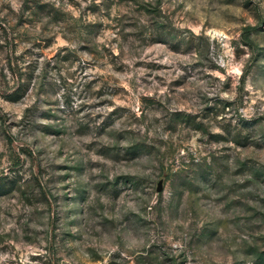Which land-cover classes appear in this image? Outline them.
Listing matches in <instances>:
<instances>
[{"label": "rangeland", "instance_id": "obj_1", "mask_svg": "<svg viewBox=\"0 0 264 264\" xmlns=\"http://www.w3.org/2000/svg\"><path fill=\"white\" fill-rule=\"evenodd\" d=\"M0 264H264V0H0Z\"/></svg>", "mask_w": 264, "mask_h": 264}, {"label": "water", "instance_id": "obj_2", "mask_svg": "<svg viewBox=\"0 0 264 264\" xmlns=\"http://www.w3.org/2000/svg\"><path fill=\"white\" fill-rule=\"evenodd\" d=\"M156 190H157V192H161V191L163 190V184H162V182H159V183L157 184V188H156Z\"/></svg>", "mask_w": 264, "mask_h": 264}]
</instances>
